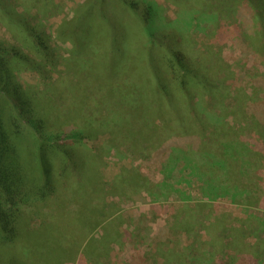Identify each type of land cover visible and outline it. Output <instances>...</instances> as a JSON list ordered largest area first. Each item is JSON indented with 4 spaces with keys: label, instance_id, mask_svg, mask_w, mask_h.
<instances>
[{
    "label": "rangeland",
    "instance_id": "rangeland-1",
    "mask_svg": "<svg viewBox=\"0 0 264 264\" xmlns=\"http://www.w3.org/2000/svg\"><path fill=\"white\" fill-rule=\"evenodd\" d=\"M89 1L15 0L18 21L0 13L1 43L42 63V71L23 63L15 78L41 99L47 122L56 121L45 129L84 136L82 128L96 127L73 145L84 171L59 157L68 190L24 210V262L232 264L219 254L232 242L242 245L229 251L234 264H264V43L257 33L264 28L253 7L140 0L151 13L146 24L119 0ZM74 21L70 33H59ZM119 24L127 40L112 50ZM24 26L40 31L42 50ZM149 31L191 54L218 90L195 111L191 102L179 104L188 135L165 103L148 131L144 106L157 94L143 68ZM134 101L140 108L129 106ZM80 177L83 188L91 179L97 197L77 187ZM78 212L88 219L82 232Z\"/></svg>",
    "mask_w": 264,
    "mask_h": 264
},
{
    "label": "trees",
    "instance_id": "trees-1",
    "mask_svg": "<svg viewBox=\"0 0 264 264\" xmlns=\"http://www.w3.org/2000/svg\"><path fill=\"white\" fill-rule=\"evenodd\" d=\"M14 1L0 0V13L8 16L7 19L9 17L12 20L16 18L18 21ZM119 1L130 13L139 15L144 23L147 24L151 19L150 11L145 9V2L140 0ZM89 3L97 5V0H90ZM246 3L253 7L258 26L264 28V0H247ZM73 24L75 21L63 26L59 33H65V31L70 33ZM116 26V39L110 42L112 50L117 48L113 47L114 45L122 44L125 39L127 40L124 27L121 24ZM258 26L257 28H259ZM125 28L127 29V27ZM23 30L27 37L35 41L39 49L42 50L45 45H43L40 31L26 26ZM150 31L148 35L150 40L142 59L146 65L143 68H146L154 77L152 87H155L157 94L153 96V99H148L150 104L147 103V106H144L145 117L149 121L148 131L155 121L161 119L159 114L163 103L176 111V116L179 115L182 121V113L178 112L181 108L180 103L191 102L193 106L191 110L195 111L199 108V101L201 103L203 97H211L218 91L209 72L191 54L182 50L181 47H177L170 40L155 37L154 32ZM257 33L264 43V31L259 29ZM20 49L8 47L0 41V264H32L24 262L26 257L23 253L25 251L20 249L21 246L25 247L23 246L21 228L22 222L25 220L24 210L34 203L48 202L54 197L57 199L60 193L68 190L62 184L64 180L66 181L67 174L63 164L61 165L59 162V157L66 154L71 160L78 161L75 165L76 170L84 171L85 166L79 162L81 157L78 149L73 145L79 144L75 142L81 141L85 135L90 137L96 128L85 126L82 128L84 136L75 131L46 130L49 125H51L50 128L55 127L56 121L47 122L50 119V113L43 109L41 99L29 92L30 89L28 91V88L22 86L15 78V70L23 63L32 64L31 66H34L38 71H42V63L30 61L29 54L21 52L23 50ZM43 51L45 52V50ZM51 54L50 51L47 55L48 63L54 66ZM113 99L115 101V96ZM116 104L118 105V103ZM120 105L122 108H126L123 103ZM129 106L140 108L136 101ZM146 108L150 110L146 111ZM180 124L183 126L182 134L188 135L186 132L190 128L186 127L183 121ZM53 142L60 144L65 149L62 151V148L52 144ZM53 145L59 149L56 148L55 151ZM35 148L37 151H34ZM223 154L224 152L222 153L219 149L217 155ZM82 178L80 177L77 187L85 189L90 196L97 197L98 191L95 190L91 179L86 181V186L83 188ZM85 212L83 214L78 212L76 220L74 219L80 231V226L86 219ZM87 220L84 222V226H86ZM97 223L95 221V224ZM232 250L240 252L242 245L236 243L235 247L232 242H228L223 248H220L219 254L220 256L223 254V258L229 259L234 264L235 256L231 258L229 252Z\"/></svg>",
    "mask_w": 264,
    "mask_h": 264
}]
</instances>
